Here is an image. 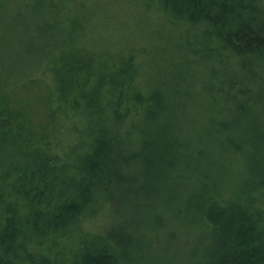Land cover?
<instances>
[{
  "label": "trees",
  "instance_id": "1",
  "mask_svg": "<svg viewBox=\"0 0 264 264\" xmlns=\"http://www.w3.org/2000/svg\"><path fill=\"white\" fill-rule=\"evenodd\" d=\"M77 1L0 0V10L12 4L10 14L23 19L21 9L48 16L56 8L61 19L75 17L82 34L123 36L110 5L94 13ZM137 1L149 8L141 19L155 22L139 29L131 22L130 37L112 38L105 54L66 42L28 82L0 85V264H121L142 224L123 203H133L135 214L144 208L165 169L182 208L151 216L163 259L174 264L185 244L204 235L211 248L199 254L204 264H264V118L256 113L264 104V0ZM158 21L167 22L163 36L153 31ZM175 37L201 63V86L174 58L155 68L153 81H142L133 57L146 41ZM202 159L212 162L202 169ZM228 160L233 176L220 168ZM236 174L243 181L238 197ZM140 175L151 184H139Z\"/></svg>",
  "mask_w": 264,
  "mask_h": 264
},
{
  "label": "rangeland",
  "instance_id": "2",
  "mask_svg": "<svg viewBox=\"0 0 264 264\" xmlns=\"http://www.w3.org/2000/svg\"><path fill=\"white\" fill-rule=\"evenodd\" d=\"M86 1L88 2V7L92 8L94 13H97V11L101 10L102 8H108L106 6L110 5L112 7L110 9L114 11L116 18L119 19V21L115 25V28H125L122 32L123 36H103L97 32L94 34H90L89 32H85L84 34H82L79 30V25H74V22H76L75 17H70V20L61 19V16H59L60 14H57L56 8L49 9L50 12H53V14L48 16H44L42 12L37 11L35 9H21L19 10V12L23 14V19L16 18L12 14H10L9 11L11 10L12 5H7V3H4L2 6V10H0V43H6L7 48L0 49V85L10 86L16 81L28 82L29 80H31V78H34L41 72L40 68L42 69V67L46 63V57L51 56L60 51L63 43L66 44V42H68L72 44H81L90 48L93 47L96 48L98 51L102 52V54H105V48L113 45L112 38H116L119 40L125 37L128 38L130 37V35L127 34H129L130 31L134 28L139 29V24H148L149 22L154 21L151 20V18L141 19V13L149 11V8H145L137 0ZM77 2L78 1L76 0V3ZM58 10L60 11L59 8ZM66 12L72 15V12L70 10ZM152 17H156V15L154 16V14H152ZM82 19L86 21L88 20V16ZM17 22L19 25L16 27L15 23ZM131 22L134 25V28L131 27ZM110 27H112V25L107 28ZM107 28H104L103 30H106ZM164 29H168L166 21H158L153 25L154 33L160 36H163ZM197 31L199 30L197 29ZM51 32L58 36H56L55 38L54 35L51 34ZM60 34H63L61 36L68 38H66V40H64V38L63 40H59L58 37ZM81 37L82 42L78 41V39ZM99 37L101 38L100 42L91 44V41L93 39ZM184 41L185 40L182 39V42ZM177 44L178 42H176V37L173 41L167 38H154L150 42L146 41L144 43V46L146 48L144 50L139 51L133 57V63H136L141 68L142 81H148V83L153 81L154 78L158 76L156 74L155 68H157L158 66L162 67L161 65L166 63V61L171 60L172 58L176 59L177 61H181L183 63V66L181 67L189 66L188 72L190 73V77L193 76V74L195 75L197 73V64L201 63L192 60L190 58L189 53L183 48L177 46ZM174 45L178 48V50L174 51ZM107 58V60H109L110 56H107ZM19 60H31L32 64H30L29 67H21L23 65L18 66L17 64ZM193 64L195 65L192 67L191 65ZM205 64L209 65L208 63ZM177 66H180V62H177ZM204 76L205 75L203 74L202 77H199V75H195L194 77V79L196 78V80L200 82V86L204 84ZM222 86L223 88H226V86L229 85L223 83ZM196 92L197 90L193 88L192 95H195ZM197 99H199V95L197 96ZM180 100L181 99L178 98L177 102H179ZM168 102L173 103L175 101L172 99ZM166 106L168 113L173 114L175 112L173 106L169 105L168 103L166 104ZM256 113L259 118H264V104L262 106L261 112L258 111ZM227 126V130L229 133L235 134L238 132L239 127H237L232 122L227 121ZM151 129L154 130V132L155 130L158 131L152 124ZM157 134L159 135V133ZM172 134H175V132H172ZM123 150L127 154V158H129L130 153L128 152V149L124 147ZM183 155L188 156L189 154L183 152ZM123 157L124 158L121 159V161H125V156ZM159 159L151 157L148 158V162L151 163V161H153V165H155V162ZM121 161L119 159V162ZM206 161L210 163L212 162L209 159H202L199 161V168L202 166L203 169L204 162L206 163ZM131 164H133V161H131ZM156 166H159L157 162ZM221 167L223 168L224 172L230 173V175L232 176L233 173H235L229 163V160L221 164L220 168ZM168 173V170L165 169V181H160V179H156L152 182V184L148 181L147 177L143 178V175H140V178H138V183L148 184L147 182H149V184H151V186H153L155 190L153 194H149L154 196L152 198H147L144 204L146 206H143L144 208L138 209L136 214L132 209L135 206L133 203H131L132 205L130 204V201L123 203L124 209L129 213V216L133 215L137 216L138 218H141L142 224L135 228L134 233L136 234V241L134 243H130L126 258H124L121 264H170L169 261L163 259L162 255L160 254L161 244L159 241L158 234L155 233L154 229H149L150 227H154L156 214L161 212L162 207L163 209L168 211L175 209L176 205H178L179 207L181 206L182 208V204H180L178 200L180 196L177 195V192L170 195L171 184L174 182V180L169 179ZM241 174V177L245 179V181H247L249 177L247 176V174L243 173L242 169ZM135 185L136 184L127 187L124 191L127 194H130L134 187H136ZM242 186L243 181L236 174L234 177V187L232 190L233 195H235L236 197L240 196V188ZM118 190L119 187L115 189V192H117ZM171 196L175 198L171 199ZM151 216L155 217V220ZM134 227L135 226H132L133 229ZM146 231L151 232L149 234ZM145 235L146 237L148 236L147 238L151 237L152 241L151 239L148 240L151 241L150 244L144 243ZM208 244L209 243L206 241V237L204 235H201L199 241H195L193 245L186 246L185 244L184 247L181 246L182 249L177 255V260H175L174 264H204L205 262L203 258L199 256V254H201V252L202 254L203 252H208L210 255L211 248L208 246ZM143 247L150 248L153 251L152 257L142 255Z\"/></svg>",
  "mask_w": 264,
  "mask_h": 264
},
{
  "label": "bare ground",
  "instance_id": "3",
  "mask_svg": "<svg viewBox=\"0 0 264 264\" xmlns=\"http://www.w3.org/2000/svg\"><path fill=\"white\" fill-rule=\"evenodd\" d=\"M8 5V4H7ZM12 5V4H11ZM10 11V10H9ZM55 46V45H54ZM55 48H57V47H55ZM74 55H75V53H74ZM72 57V56H71ZM75 62V61H74ZM99 87V86H98ZM131 90V89H130ZM117 92V91H116ZM132 92H133V89H132ZM137 92V91H136ZM142 92V91H141ZM131 93V92H130ZM114 94V93H113ZM143 94V93H142ZM96 95V94H95ZM129 95V94H128ZM130 96V95H129ZM133 96V95H132ZM142 96V95H141ZM117 97V96H116ZM115 98V97H114ZM130 98V97H129ZM99 99V98H98ZM115 100V99H114ZM117 100V99H116ZM135 104V103H134ZM93 106V105H92ZM87 108H88V106H87ZM134 108V107H133ZM148 108V107H147ZM146 110V109H145ZM93 111V110H92ZM136 114V113H135ZM138 115V114H137ZM140 115V114H139ZM128 120V119H127ZM138 120H140V119H138ZM69 127V126H68ZM124 131V130H123ZM172 147V146H171ZM165 148V147H164ZM171 150V149H170ZM172 154V153H171ZM51 155V154H50ZM72 161V160H71ZM89 181V180H88Z\"/></svg>",
  "mask_w": 264,
  "mask_h": 264
}]
</instances>
